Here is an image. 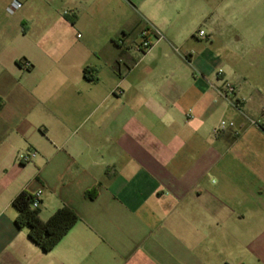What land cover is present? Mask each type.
<instances>
[{"label": "crops", "instance_id": "1", "mask_svg": "<svg viewBox=\"0 0 264 264\" xmlns=\"http://www.w3.org/2000/svg\"><path fill=\"white\" fill-rule=\"evenodd\" d=\"M229 5L25 0L21 25L0 21V264H264V27L219 28ZM183 12L199 27L178 46ZM146 27L163 39L140 55L129 40ZM224 116L236 127L217 134ZM24 189L42 191V220L80 218L49 252L14 223Z\"/></svg>", "mask_w": 264, "mask_h": 264}, {"label": "rangeland", "instance_id": "2", "mask_svg": "<svg viewBox=\"0 0 264 264\" xmlns=\"http://www.w3.org/2000/svg\"><path fill=\"white\" fill-rule=\"evenodd\" d=\"M14 1L15 0H4V5L9 6ZM18 1H20L22 4L25 2V0H18ZM229 1H230V5L228 7L224 8V10H220V9L218 10V17L216 19V23L219 28L224 29V27H226L227 24L264 27V0H229ZM34 2H39V0H34ZM6 6H4V8H6ZM234 11L236 13H233ZM233 14L235 15L234 17H233ZM19 16H20L19 9H17L13 13H10L7 9H5V11L1 13L0 21L15 25L16 20L19 19ZM192 16L193 14L190 12H183L181 14H175V16L170 18L171 30L176 35L180 36L178 37V42H177L178 46H181V41L187 35V34L184 35L182 33V30L186 25H190V28H193L195 25H196L195 26L196 28L199 27V24H198L199 20L198 21L196 20V22H193L192 25L190 24V20L193 19ZM22 22H24V24L28 26L31 23H33V18L29 16V18L25 20L23 19ZM17 23H18L17 26L21 25L20 20H18ZM191 35L192 34L189 35L190 38H191ZM225 37L226 36H224L223 34V36H221L218 39V44L220 43L223 44L224 42H226ZM231 38H234L235 40L236 37L234 33L231 34ZM142 40H143V37H142L141 32L139 30H136L132 38L129 40V42L135 46V45L140 44ZM192 40L196 41L195 38H192ZM199 41L206 42V39H200ZM262 43H264V39ZM229 44H230V40H229ZM235 45H236L235 42H233V46ZM188 46L191 47L192 45H188ZM253 81H254L253 83L256 84L259 89L264 90V75L255 76ZM222 119L228 120L226 116H224Z\"/></svg>", "mask_w": 264, "mask_h": 264}, {"label": "trees", "instance_id": "3", "mask_svg": "<svg viewBox=\"0 0 264 264\" xmlns=\"http://www.w3.org/2000/svg\"><path fill=\"white\" fill-rule=\"evenodd\" d=\"M68 18L73 24L76 22V17L68 16ZM145 53L144 51L142 54ZM17 63L20 64V61ZM84 77L91 81L96 80L87 67L84 69ZM107 174L111 175V172L107 170ZM95 191L96 189L88 191L86 195L94 197ZM33 199V195L25 189L13 199L12 205L17 210L14 223L18 228H28L29 239L43 252H49L69 233L80 218L75 210L69 206H62L47 220H42L40 208L32 207Z\"/></svg>", "mask_w": 264, "mask_h": 264}, {"label": "built area", "instance_id": "4", "mask_svg": "<svg viewBox=\"0 0 264 264\" xmlns=\"http://www.w3.org/2000/svg\"><path fill=\"white\" fill-rule=\"evenodd\" d=\"M22 3L18 0H15L12 2V4L9 6L8 11L10 13L15 12L17 9L21 8ZM66 15H69V12H65ZM143 40L140 44L135 45V49L139 53H143L144 51H149L156 43H158L161 39H163L162 33L157 30L156 28H149L144 29L142 32ZM207 36L206 32L204 30H199L198 37L199 38H205ZM219 94L228 99L232 104L237 105V100L235 98L236 95V89L233 84L231 83H224L223 86L219 89ZM250 124L253 126L261 127L262 121L251 119ZM236 124L232 120H221L218 127L214 130L215 133L219 134L221 131L235 128ZM38 152L33 148H28L27 150L21 152L17 156L18 162L22 164L33 162V160L37 157ZM33 208H40L41 205V199H42V191L38 190L37 192H34L33 194Z\"/></svg>", "mask_w": 264, "mask_h": 264}]
</instances>
